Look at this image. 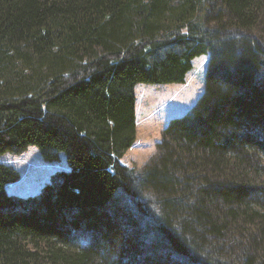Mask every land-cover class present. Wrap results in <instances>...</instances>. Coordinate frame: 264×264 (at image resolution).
Instances as JSON below:
<instances>
[{
    "label": "trees",
    "instance_id": "1",
    "mask_svg": "<svg viewBox=\"0 0 264 264\" xmlns=\"http://www.w3.org/2000/svg\"><path fill=\"white\" fill-rule=\"evenodd\" d=\"M261 17L264 0H0V154L68 167L18 197L0 163V264H264ZM202 54L203 96L123 165L134 87L182 83Z\"/></svg>",
    "mask_w": 264,
    "mask_h": 264
},
{
    "label": "rangeland",
    "instance_id": "2",
    "mask_svg": "<svg viewBox=\"0 0 264 264\" xmlns=\"http://www.w3.org/2000/svg\"><path fill=\"white\" fill-rule=\"evenodd\" d=\"M261 19L264 21L263 17ZM258 34L264 41V30ZM207 60L208 54L195 57L182 83H144L134 87L136 138L119 159L123 165L139 172L152 158L158 156L157 145L162 140L163 130L172 119L189 112L203 96ZM0 163L10 165L17 171V180L6 184L4 190L18 197L36 194L55 171L68 169L64 153H59V159L48 161L36 146H28L18 154H0Z\"/></svg>",
    "mask_w": 264,
    "mask_h": 264
}]
</instances>
